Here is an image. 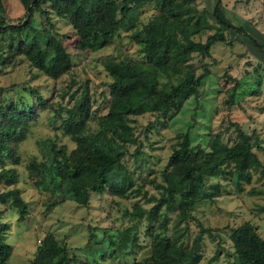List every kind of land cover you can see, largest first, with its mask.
I'll use <instances>...</instances> for the list:
<instances>
[{
  "label": "rangeland",
  "instance_id": "obj_1",
  "mask_svg": "<svg viewBox=\"0 0 264 264\" xmlns=\"http://www.w3.org/2000/svg\"><path fill=\"white\" fill-rule=\"evenodd\" d=\"M25 1L0 2L3 22L17 25L25 20L22 30L0 36V111L12 106L16 111L27 107L31 112L24 138L12 146L18 160L12 167L18 178L15 186L25 205L22 220L16 219L17 212L8 203L0 206L1 222L7 228L5 243L12 248L6 264H28L39 239L46 233L67 248L71 264L142 262L149 256L151 237L162 233L174 238L176 246L196 250L197 264H234L228 234L243 222H249L264 240V175L259 168L250 171L249 183H239L240 192L229 184L228 175L207 179L206 190L214 184L219 187L214 191L208 189L213 197L193 209V220L178 221L175 212L163 207L153 220L145 219L160 195V174L177 142L176 134L186 131L190 145L205 151L209 133L218 132L223 142H230L235 136L234 128L254 133L264 144V0H218L224 20L233 29L213 19L211 12L216 0L189 2L193 20L199 17V26H203L189 39L204 42L211 34L223 38L210 46L206 55L189 56L186 66L194 76L204 69L208 75L199 82L195 97L188 98L180 113L171 115L165 127L146 129L151 120L155 121L152 114L129 120L140 147L136 160L128 155L132 146L127 147L128 153L121 160L126 191L117 197L104 189L101 194H90L87 204L82 206L61 201L57 195L50 196L35 183L36 179L28 178L26 168L31 160H41L37 145L41 140L49 139L57 148L64 147L65 152L73 149L74 145L57 129L54 115H63L60 108L71 107L80 91H87L92 113L102 115L107 111L111 78L104 62H145L141 45L136 44L134 37L160 11L152 2L130 5L126 19L106 46L78 51L74 48L76 35L64 18L55 16L49 4L42 1L32 7L27 18ZM234 27L241 28L242 33L234 32ZM42 36L57 39L71 64L54 81L15 52V46L26 45L31 39L45 48L46 39ZM160 82L166 84L167 79L161 78ZM95 128L93 121L88 123V132ZM257 156L264 158L259 153ZM5 163L10 167L9 160ZM125 228H131L134 244L128 254L117 255L118 232Z\"/></svg>",
  "mask_w": 264,
  "mask_h": 264
},
{
  "label": "trees",
  "instance_id": "obj_2",
  "mask_svg": "<svg viewBox=\"0 0 264 264\" xmlns=\"http://www.w3.org/2000/svg\"><path fill=\"white\" fill-rule=\"evenodd\" d=\"M41 1L48 3L51 12L71 26L76 35L74 48L78 51H94L106 46L126 19L130 5L152 2L160 11L134 37L136 44L141 45L145 62H104L103 67L111 78L107 111L102 115L92 113L87 91H80L81 95L73 100L71 107L60 108L63 115L58 112L54 115L57 129L74 145L73 149L65 152L64 147L57 148L51 140H41L37 142L41 160H31L26 168L28 178L36 179L35 183L42 190L50 196L57 195L61 201L86 205L90 194H101L104 189L121 197L127 187L121 160L128 153V146L133 147L128 153L132 159L140 147L129 120L152 114L155 121L151 120L146 129L165 127L173 115L180 113L188 98L195 97L199 82L208 75V70L204 69L194 76L186 66L189 56L192 53L206 55L210 46L223 38L220 34H211L204 42L189 39L203 27L199 26V17L193 20L188 5L191 0H26L27 18L32 7ZM43 13L47 19L46 12ZM211 15L217 23L231 29L217 0ZM19 24L5 23L0 16V36L22 30ZM233 31L242 33L239 27H234ZM44 38L45 48L31 39L26 45L15 46V52L21 53L31 67L54 81L71 64L57 39ZM161 78L167 79V83L161 84ZM30 115L27 107L16 111L8 106L0 111V206L8 203L9 208L16 210L18 221L23 218L25 205L15 186L18 178L12 167L18 160L12 146L24 138ZM91 121L96 128L88 132ZM233 131L235 136L230 142H223L218 132L209 133L207 151L191 146L186 131L176 134L177 142L170 149L160 174L161 183L157 186L160 195L146 212L148 222L161 207L175 212L178 221L193 220V209L213 197L207 193L208 189L214 191L219 187L214 184L206 190L207 179L228 175L229 184L240 192L239 183H249L251 170L259 168L264 175V158L260 160L257 156L259 153L264 157L263 142L254 133L247 134L240 128ZM5 159L9 160L10 167L6 166ZM2 214L1 209L0 264H6L12 248L5 243L7 228L1 222ZM131 231L125 228L118 232L119 253L111 257L128 254L135 239ZM228 239L234 264H264V240L249 222L231 228ZM198 261L196 250L178 247L174 238L162 233L151 237L148 258L136 264H197ZM28 264H71V259L67 248L46 233L39 239Z\"/></svg>",
  "mask_w": 264,
  "mask_h": 264
},
{
  "label": "water",
  "instance_id": "obj_3",
  "mask_svg": "<svg viewBox=\"0 0 264 264\" xmlns=\"http://www.w3.org/2000/svg\"><path fill=\"white\" fill-rule=\"evenodd\" d=\"M218 1V0H217ZM28 11V8H26V12ZM24 21L25 20H23L20 24H19V26H23V24H24ZM231 29L233 28V26L231 25V24H229V23H226Z\"/></svg>",
  "mask_w": 264,
  "mask_h": 264
}]
</instances>
